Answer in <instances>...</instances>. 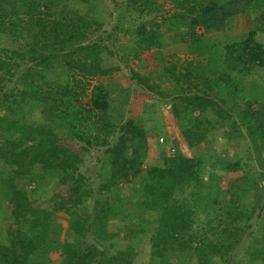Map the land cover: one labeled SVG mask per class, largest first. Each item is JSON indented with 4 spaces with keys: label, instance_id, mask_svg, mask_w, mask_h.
Segmentation results:
<instances>
[{
    "label": "trees",
    "instance_id": "obj_1",
    "mask_svg": "<svg viewBox=\"0 0 264 264\" xmlns=\"http://www.w3.org/2000/svg\"><path fill=\"white\" fill-rule=\"evenodd\" d=\"M73 1L87 5L88 12L80 14ZM120 1L119 20L128 26L117 24L106 41L92 39L104 26L94 14L102 0H0V38L23 41L20 48L0 53V182L10 191L12 207L7 241L0 242V264H34L52 237L54 217L64 213L70 220L62 264H133L138 257L134 246L111 249L122 232L127 240L147 237L148 222L133 218L113 233L111 222L126 213L123 200L115 203L109 197L133 182L132 195L154 217L147 264H232L230 258L244 232L253 229L256 216L262 221V242L254 237L239 264H264V172H247L236 154L187 156L166 148L163 166L147 167L152 142L141 116L115 123L114 94L99 81L120 72L103 58L104 53L119 58L124 52L119 31L135 43L129 56L140 61L152 50L161 61L167 55L173 60L174 53L168 51L188 39L195 45L189 53L201 51L216 61L214 72H196L187 61L180 68L174 60L166 68L175 83L171 91L162 92L144 69L133 71L129 59H120L140 85L165 98L174 94L167 112L180 123L178 130L191 150L198 153L217 126L226 131L230 148L245 141L264 148V88L254 79L264 72V0ZM166 4L176 12L168 11ZM241 15L257 17L256 32L228 36L223 54L203 49L204 36L225 32L229 21ZM135 17L136 25L130 22ZM180 27L184 31L178 33ZM175 32L178 39L165 38ZM89 91L91 108L80 102ZM239 102L243 109L237 110ZM39 114L47 115L42 123L36 118ZM156 127L166 129V123ZM94 147L105 149L97 193L90 177L81 172L85 154ZM224 172L236 174L228 191L222 186ZM54 179L60 193L48 207L37 208L38 200L32 199L27 186L40 188ZM64 192L67 196L59 200ZM187 192L195 194V206L183 199ZM199 213L208 217L204 226L198 225ZM90 232L95 244L84 242Z\"/></svg>",
    "mask_w": 264,
    "mask_h": 264
},
{
    "label": "rangeland",
    "instance_id": "obj_2",
    "mask_svg": "<svg viewBox=\"0 0 264 264\" xmlns=\"http://www.w3.org/2000/svg\"><path fill=\"white\" fill-rule=\"evenodd\" d=\"M71 5L78 9L80 14H86L88 12V6L85 4L83 5L79 2L73 1ZM122 5L123 3L120 0L117 2H114L113 0H102V5L94 11V14H96L98 22H101L104 26L103 28L98 29L99 31L97 32V37H93L92 39L96 38L97 40L99 39L98 37H101L104 40L109 37L112 38L114 28L117 24H121L120 26L122 27L128 26L127 21L119 20V14L123 10H120L121 8H123ZM165 8L171 13L176 12V9L171 4H166ZM152 16L153 14H151L149 17ZM256 18L257 17L252 18V16L245 15L234 17L229 21L228 29L225 32L215 35H206L201 42L202 44L212 43L213 45L211 44L212 47L210 51L214 50L218 54H223L225 51V44L228 41L227 39L237 35L256 32ZM136 21V17L134 20H130V22H133L135 25L137 23ZM181 29L183 30V28L180 27L178 33H180ZM202 30V28L199 29L200 32H202ZM161 32L165 33L167 32V29L162 28ZM116 35L118 37V43L121 45V49H124V52L119 54V58H111L106 53H104L103 58L105 59V63L108 66L120 67V72H117L114 77H102L99 81L103 85L107 86L109 90H111L114 94L112 95V112L115 123L120 125L124 123L129 117L138 118L141 116L142 122L140 123L146 127V131L148 132V135L150 136L152 142V149L146 159L147 167L163 166V150L166 148V151H168V153L176 149V153L184 154L187 156H198L203 154V152H207L209 153L208 155H228L229 158H232V155L234 156V154H236L241 157L243 165L246 168L247 172H264V148L253 147L250 143H248V141L240 143L234 142L233 147L230 148L226 145V131L220 129L219 126L211 128L209 142L204 143L200 149H197L198 153H196L195 150H191L184 140L181 131L178 130V125H180V123L177 120H174L168 114L173 104L172 98L174 97V94L170 93V98H165L159 94L154 93L153 91H150V89L145 85H140L134 79H132V77H130L132 75L130 73V70L120 59L121 56H123L125 59H129V65L134 69H138V66H147L139 69H146L145 71H147L152 76V78H154L153 81H151V84L159 83L161 86V91L167 92L168 90L171 91V89L173 88V83L168 82L167 78L163 76L168 75L167 72H169L168 70H165L166 66H170L174 63L178 64L181 68L180 63L189 61L187 56H192L193 53H188L190 51H187V49H183L182 52V49H180L181 44L176 43L173 44V47L168 51L169 53H173L176 50L173 60H171L172 58L167 55L164 61H161L159 60L160 55L159 58H155V54L145 52L142 55L143 60L140 61L134 58L132 59L131 56H129V48L135 47V43L131 40V38L121 31L116 33ZM177 35V32H175L166 35L165 38H174V40H176L178 39ZM228 36L230 37L228 38ZM261 37H263L264 40V36L261 35ZM22 44L23 41L12 37L0 38V53L5 54L6 50L12 48L16 49V47L20 48ZM110 47L114 48L112 49L114 52L117 51L116 46L110 45ZM167 47L169 48L170 46ZM155 59H158L157 67L153 66L156 65ZM194 60H197L198 65L205 66L208 69L213 68L214 66L213 62L209 60L208 55L203 53L200 54L199 52H197L193 54V61ZM149 67H151V69L153 70L149 69ZM202 69L206 70L205 68ZM67 74V71H65L64 75ZM61 76V74L58 75L56 73L55 77L60 79ZM254 79L257 80L258 83L261 84L264 88V72L261 75H256ZM7 85L9 87L13 86V84H11L10 82H8ZM115 91L117 92L114 93ZM257 98L259 100H263L262 96H257ZM89 100L90 91L88 92V96L82 98L80 102L83 106L91 108ZM235 106L237 110L243 109L242 102L235 104ZM36 118L40 121V123H42L47 119V115L41 114L40 117L37 116ZM213 120H217V122L219 121V119L215 117H213ZM159 122H164V124L166 123V129L156 127V124H158ZM160 138L165 139L164 144H162V140H160ZM104 157L105 149L94 147L90 152L85 154V161L83 166L81 167V172L87 178L90 177L88 179V182L90 186H92L91 188L95 190V193H97L96 186L99 180L98 172L103 165ZM223 174V189L229 190L230 187L235 184H232L231 180L236 179V174L234 175L225 172ZM134 183L135 182L122 186L121 189L114 191L113 194L109 196L111 201L115 203H117V200H123L121 204L126 213L125 215L122 214V219L119 218L111 222L110 230L115 233L117 230H119V228L122 229L123 222L130 223L133 218H138L142 221L148 222L147 237L139 236L137 239L127 240L124 238V232H122L118 236V240L115 243L116 245L111 250L112 252H115L116 250H125L127 249V247L134 246L138 253V257L134 260L133 264H147L150 259V236L155 226L154 217L150 215L146 209L139 205V198H137V196L135 195H132L131 189L133 188V185L135 186ZM238 183L241 184V186H244V183H241L239 181ZM22 186L26 187L25 184H22ZM27 187L29 188L30 195L34 197L32 199L35 201L38 200L39 204L36 205L37 208L48 207L51 204L55 194L60 193L59 183L56 179L50 181L46 180L42 182L40 188H36L35 184H31ZM62 195L63 197L59 198V200H63L64 196H67V193L64 192ZM183 199L189 206H195L196 196L194 193L187 192V195H184ZM95 200L96 197H93L90 201L94 203ZM11 208L10 191L0 182V242L7 241V231L10 226L7 214L10 212ZM258 213L259 210L257 211V215ZM123 218H125V220ZM207 219L208 217L205 214H200L197 218L198 225H206ZM69 220L70 218L65 213L56 215L54 217L53 224L50 229L52 237L49 241L48 246L45 248V251H40V254L34 259V264H62V244L64 242V238L68 236L67 228L69 225ZM261 222L262 221L256 216V218L252 221L253 229L244 232L238 249L232 254V258H230L232 264H239L243 260L244 253L249 251V247L252 241L255 239L254 237H256L258 240H261V234L263 235V233L261 232L262 226H260ZM239 227H244V223L241 222ZM4 235L6 238H4ZM72 238H74V236H72ZM84 242L87 244H95V240L91 232L87 233V237ZM260 242H262V240Z\"/></svg>",
    "mask_w": 264,
    "mask_h": 264
},
{
    "label": "crops",
    "instance_id": "obj_3",
    "mask_svg": "<svg viewBox=\"0 0 264 264\" xmlns=\"http://www.w3.org/2000/svg\"><path fill=\"white\" fill-rule=\"evenodd\" d=\"M182 33H184V32H182ZM188 42H189V40L187 39L186 42L183 41V42L178 43V44H181V45H180V49H182V52H183V49H187V50L190 51V49H191L190 46H191V47L195 46V45H190V42H189V43H188ZM211 44H212V43H211ZM211 44H209V43H207V44H206V43L203 44V45H204L203 49L205 48L209 53H211V51H210V49H211V47H212ZM197 45L199 46V44H197ZM197 45H196V46H197ZM212 45H213V44H212ZM198 46H197V47H198ZM200 47H201V46H200ZM201 48H202V47H201ZM175 52H176V50H175L173 53H175ZM190 52H191V51H190ZM212 52L215 53L214 50H213ZM147 53H153V54H154V50H152V51H148ZM188 53H189V52H188ZM191 54H192V53H191ZM200 54H201V51H200ZM205 54H206V53H205ZM187 58L189 59V61H187V62H191V63L194 64V68H193L194 71H196V72H197V71H198V72H202V71H209V70H210V71L214 72V70H213V69H214V66H213V68H209V69H208V68L205 67V66H200V65H198L197 60H194V61H193V54H192V56H191V55H188ZM191 58H192V59H191ZM157 60H158V59H155V63H156V65H153V66H156V67H157V65H158ZM211 61H212V60H211ZM212 62L215 63L216 61H212ZM182 63H183V62L180 63L181 66H182ZM183 64H184V63H183ZM150 65H151V64H150ZM141 67H147V66H141ZM167 67H168V66H166V68H167ZM202 68H205L206 70H203ZM149 69H151V67H149ZM145 70H146V69H144L143 74H144V75H148L150 78H152V76H151L147 71H145ZM151 70H153V69H151ZM165 70H168V69H165ZM139 71L141 72V70H139ZM163 76H164V75H163ZM165 76L169 77V75H165ZM167 77H165V78H167ZM152 79H154V78H152ZM167 80H168V82H169V79H167ZM174 84H175V83H174ZM174 84H173L172 87H174ZM8 214H9V213H8ZM8 214H7V215H8ZM4 238H6L5 235H4Z\"/></svg>",
    "mask_w": 264,
    "mask_h": 264
},
{
    "label": "clouds",
    "instance_id": "obj_4",
    "mask_svg": "<svg viewBox=\"0 0 264 264\" xmlns=\"http://www.w3.org/2000/svg\"><path fill=\"white\" fill-rule=\"evenodd\" d=\"M139 68H142L141 66H138V69H134V68H132L133 69V71H139V70H141V69H139ZM140 72V71H139ZM130 73H131V71H130ZM168 75H169V77H167V79H169V82H171V83H173L174 84V81H173V78H172V76H171V74L170 73H168ZM145 76H148V75H145ZM130 77H132V75L130 76ZM164 77H166L165 75H164ZM103 78H105V77H103ZM108 78V77H107ZM165 79V78H164ZM146 128V127H145ZM148 133V132H147ZM155 138V137H154ZM160 140H162V144H164V141H165V139L164 138H160ZM161 143V142H160ZM189 147V146H188ZM174 151V152H173ZM173 151H171V153H175L176 152V149L175 150H173Z\"/></svg>",
    "mask_w": 264,
    "mask_h": 264
}]
</instances>
